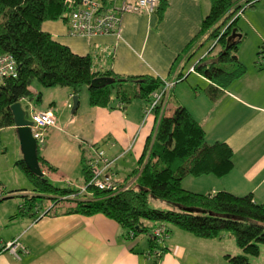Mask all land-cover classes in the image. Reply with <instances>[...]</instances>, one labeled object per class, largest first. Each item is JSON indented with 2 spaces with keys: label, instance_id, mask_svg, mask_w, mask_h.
Segmentation results:
<instances>
[{
  "label": "crops",
  "instance_id": "crops-1",
  "mask_svg": "<svg viewBox=\"0 0 264 264\" xmlns=\"http://www.w3.org/2000/svg\"><path fill=\"white\" fill-rule=\"evenodd\" d=\"M210 9L211 0H167L162 11L160 8L152 14L125 12L121 15L120 36L72 35L68 22L62 19L44 22L43 29L74 53L89 54L97 72L174 81L181 76L182 80L175 84L170 95V99L172 95L175 99V108L185 106L205 128L209 142L227 143L233 150L234 160V167L228 174L222 177L186 176L182 181L183 187L204 194L219 191L237 195L252 193L254 200L262 203L264 66L257 64V55L264 45L263 27L251 25L255 37L248 53L241 47L249 32L244 34L240 45L238 56L247 66V72L213 101L206 91L209 79L195 68L203 58L205 62L215 59L214 50L211 52L209 49L199 58L195 57L206 45L197 49L198 42L202 41L198 35L201 23ZM249 14L253 16L254 11H249ZM192 75L195 78L189 82ZM63 88L59 101L61 106H69L74 92L69 87ZM39 89L33 83L30 86L32 97L21 100L27 114L49 111L55 115L51 104L37 106ZM149 101L136 98L123 108H109L92 106L86 99L84 105L79 102L71 117L65 110L59 117L55 115L56 125L46 129V141L39 147L40 154L56 168L44 167L46 178L55 186L61 183L74 186L75 180L80 178L85 183L83 151L88 157H93L100 149L106 157L114 160L112 172L116 180L117 177L120 179V170L128 171L131 167L124 178L117 180L125 182L140 167L139 160L147 140L157 128V112L153 111L148 116L145 113ZM175 108L167 114L171 115ZM5 130L13 131L15 139L19 140L16 126L4 128L2 132ZM0 185L4 187L1 182ZM30 185L22 187L16 184L12 190L17 191L8 195L3 193L2 196L0 188V203L21 199L20 202L4 203L6 205L0 208V264H213L222 259L227 262L228 254L243 253L229 232L231 237L228 240L233 239L236 245L225 241L227 232H222L217 238H201L174 226L169 236L159 243L165 251L152 249L149 238L139 241L137 239L142 235L127 237L126 230L104 214L45 213L44 203L56 196L43 194L41 197ZM28 196H35L41 204L25 213L29 207ZM15 238H19L28 250L20 257L3 249L6 242Z\"/></svg>",
  "mask_w": 264,
  "mask_h": 264
},
{
  "label": "trees",
  "instance_id": "trees-1",
  "mask_svg": "<svg viewBox=\"0 0 264 264\" xmlns=\"http://www.w3.org/2000/svg\"><path fill=\"white\" fill-rule=\"evenodd\" d=\"M82 1L0 0V56L12 55L18 71L17 77L0 80V146L2 129L15 126L10 106L32 97L30 86L35 79L46 87H69L78 96L86 85L90 104L109 108H123L136 98L149 100L151 94L163 85L159 77L97 72L89 54L74 53L69 46L56 41L43 29L46 21L67 20ZM258 1L211 0L210 12L201 23L198 35L202 41L198 42L197 49L211 41V52L217 46L220 49L214 60L205 62L203 58L195 68L209 79L206 91L213 101L218 100L233 81L247 72V66L238 56L245 35L236 23L241 16L238 13L255 7ZM166 4L167 0H162L161 11ZM234 29L236 34L232 37ZM257 56V64L263 67L264 45ZM99 77L112 78L114 82L101 87L92 86V81ZM180 80L181 76L176 83ZM41 99L39 93L37 100ZM156 112L158 118L159 110L156 109ZM38 159L42 169H56L39 150ZM91 159L83 151L86 185L93 176L89 166ZM139 163L140 167L125 182H118L116 188L103 190L90 186L89 193L83 194L82 198L56 196L48 212L87 216L104 214L117 221L126 230L127 237L136 238L148 233L150 247L163 252L165 248L159 245L160 240L164 241L174 226L201 238H217L222 232H229L243 252L226 255L231 264H252V258L261 254L264 246V202H256L252 193L237 195L219 191L204 194L183 187L182 181L186 176L222 177L234 167L231 147L223 141L209 142L205 128L185 106H177L171 115L166 110L158 120L154 134L148 138ZM16 165L41 197L45 194L79 192L57 187L45 175L35 174L23 158L17 160ZM15 191L1 188V196ZM150 197L166 202L170 207H151ZM27 199L29 207L25 213L41 204L35 196H28ZM157 227L165 228L164 236L153 234Z\"/></svg>",
  "mask_w": 264,
  "mask_h": 264
},
{
  "label": "built area",
  "instance_id": "built-area-1",
  "mask_svg": "<svg viewBox=\"0 0 264 264\" xmlns=\"http://www.w3.org/2000/svg\"><path fill=\"white\" fill-rule=\"evenodd\" d=\"M119 1L121 2L119 4ZM162 0H83L77 9L73 10L66 20L72 35L76 36H97L117 34L120 36L119 25L121 15L125 12H146L155 13L161 6ZM243 13L241 10L238 14ZM191 70H194L192 68ZM17 63L12 55L0 56V80L6 77H17ZM163 85L160 89L151 94L145 113L148 116L156 109L159 110L158 120L167 110L171 92L176 84L174 80L162 79ZM32 133L38 143V147L46 141V129L56 125V117L52 112H36L32 115ZM114 160L106 157L103 150H96L89 162L93 176L84 184L78 193L69 194L67 198H76L78 194L89 193L88 187L99 189H114L118 182L112 172ZM66 199V198H65ZM51 203L45 211H49ZM165 228L157 227L153 234L157 237L164 236ZM3 249L9 250L15 256L20 257L22 252H27V248L19 238H15L4 244Z\"/></svg>",
  "mask_w": 264,
  "mask_h": 264
},
{
  "label": "rangeland",
  "instance_id": "rangeland-1",
  "mask_svg": "<svg viewBox=\"0 0 264 264\" xmlns=\"http://www.w3.org/2000/svg\"><path fill=\"white\" fill-rule=\"evenodd\" d=\"M120 3L121 2L119 1V4ZM251 10L254 11L253 16L249 14V11ZM236 24L243 34H247L249 32V37L247 36L248 38L246 37V40L242 44V47L240 46L243 51L246 49L244 51L245 53H248L249 50L251 49V43H252L251 41L253 37H255L252 32L251 27L253 25L259 28L263 27L261 30L264 32V0L258 1L255 9L248 8L245 11V13L244 12L241 13V17L238 19ZM212 44H213L212 41L206 44L205 47L202 48L196 54L195 57L199 58L201 54H205ZM219 49H220V46H217V48L213 51L212 54L216 55ZM212 54H210V56H213ZM194 78L195 76L192 75L191 78L189 79V82ZM33 83L34 85H38L40 87L39 92L41 94V98H42L41 100L43 101V102L42 101L36 102L37 106L43 103L51 104L56 116L59 117V115H61V113L64 110L68 113L67 115H69L70 117L72 116L73 100H71L69 106L68 105L61 106V102L59 101L62 98V95H63L62 90L64 89L63 88L64 86L56 85V86L46 87V86H43L37 79H35ZM181 84L182 83H179L178 85H181ZM172 96L169 102V107L167 109L168 113H171V111L175 108V104H176L175 99ZM89 97L90 95H89L88 86L85 85L81 88V91H80V102L82 101V105H84L85 100L89 99ZM89 102H90V99H89ZM80 109H83V106H81ZM27 117L29 119L31 118V120L33 118L31 113H28ZM1 138H2V144L0 146V182L2 186H4L3 188H5L6 191H11L13 188H15L16 184H19V186H22V187L24 186L30 187L31 185H30L29 180L27 179L25 174L20 170V168L16 165L17 160H20L23 158L21 154L20 141L18 139H15V134L11 130L3 131L1 133ZM127 170L128 171L120 170V175H119L120 179L119 177H117V180H121L122 178H124L125 172L128 173L132 169L130 167ZM77 180H75L74 186H68L65 183H61L60 185L56 184V185L63 189H69V190H74V191L81 190L84 186V182L81 178ZM0 188H1V185H0ZM71 193L72 191H70L66 195H55V194H50V195H55L59 198H67L70 196L69 194ZM82 196H83V193H80L79 195H77L78 198H82ZM15 201L20 202L21 199L13 198V199L5 200V202L0 203V208L3 207L2 205H6L4 203L10 204V203H15ZM50 203H52V201H49V199L46 200V202L44 203V207L47 209ZM149 205L151 207L164 208V209L170 207L168 203L163 202L154 197H150ZM149 224L152 227H155L154 224H152L151 222H149ZM141 235L142 236L139 237L137 240L145 241L149 238L148 233H143ZM225 237H226L225 241H227L228 243L231 241L229 243L230 245L231 243L236 245L233 239L228 240L229 239L228 237H231L228 232ZM213 264H231V263L228 261L226 262L224 259H222ZM252 264H264V246H262L261 254L258 257L252 258Z\"/></svg>",
  "mask_w": 264,
  "mask_h": 264
},
{
  "label": "water",
  "instance_id": "water-1",
  "mask_svg": "<svg viewBox=\"0 0 264 264\" xmlns=\"http://www.w3.org/2000/svg\"><path fill=\"white\" fill-rule=\"evenodd\" d=\"M236 29L233 30L232 37L235 36ZM114 79L108 77H99L95 78L92 81V86L94 87H101L107 84L113 83ZM79 96H73V106H72V113L78 109L79 106ZM13 116H14V124L17 129L18 138L21 145V151L23 154V159L27 166L31 169L32 172L39 176H44V172L41 168L38 159V143L33 136L32 133V126L33 121L27 117V111L23 107V103L18 101L10 106ZM48 211H45L47 213Z\"/></svg>",
  "mask_w": 264,
  "mask_h": 264
}]
</instances>
